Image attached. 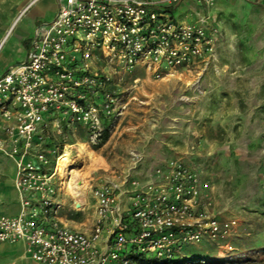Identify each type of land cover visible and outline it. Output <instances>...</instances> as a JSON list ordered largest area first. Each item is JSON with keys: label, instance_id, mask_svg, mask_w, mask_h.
I'll list each match as a JSON object with an SVG mask.
<instances>
[{"label": "built area", "instance_id": "built-area-1", "mask_svg": "<svg viewBox=\"0 0 264 264\" xmlns=\"http://www.w3.org/2000/svg\"><path fill=\"white\" fill-rule=\"evenodd\" d=\"M167 6L59 0L54 17L37 25L25 59L0 76V151L15 161L21 205L17 215L0 216V242L22 241L40 264H137L138 254L154 263L173 260L184 239L230 234L235 221H189L187 200L197 194L198 179L180 158L143 181L128 171L120 181L100 182L92 189L96 217L89 232L62 219L63 185L49 147L63 143L65 129L95 126L96 97L111 100L113 73L144 66L162 78L214 50L204 24L178 22Z\"/></svg>", "mask_w": 264, "mask_h": 264}, {"label": "rangeland", "instance_id": "rangeland-1", "mask_svg": "<svg viewBox=\"0 0 264 264\" xmlns=\"http://www.w3.org/2000/svg\"><path fill=\"white\" fill-rule=\"evenodd\" d=\"M182 1L162 3L178 7ZM23 2L16 0L17 10ZM188 3L191 7L175 11L174 19L204 24L214 45L212 54L162 78H155L144 66L113 73L107 85L111 100L96 97L95 126L81 123L65 129L60 135L63 143L49 147L56 168L67 153L71 168L83 169L87 176L79 203L57 169L64 186L61 214L90 229L95 218L92 189L100 182L120 181L128 171L143 181L171 159L180 158L198 179L197 194L187 200L193 213L189 221L197 224L214 218L235 224L225 238L205 234L199 240H182L173 261L264 264L263 28L239 10L241 14L231 13L222 27L218 0ZM52 9L50 1L48 11ZM24 26H32L29 14L8 35L7 48ZM2 57L3 51L0 63Z\"/></svg>", "mask_w": 264, "mask_h": 264}, {"label": "crops", "instance_id": "crops-1", "mask_svg": "<svg viewBox=\"0 0 264 264\" xmlns=\"http://www.w3.org/2000/svg\"><path fill=\"white\" fill-rule=\"evenodd\" d=\"M53 1V9L48 11L49 2ZM184 0L177 7L170 10V14L175 18V11L190 8L191 5ZM59 0H24L19 7L16 8V0H0V55L3 51V59L0 63V76L14 64L23 61L31 46V41L35 34V29L40 22L51 20L57 9ZM190 5V6H189ZM246 17H253L257 24L263 28L264 32V0H218L217 15L221 21L222 27L225 25L226 18L231 14H241ZM29 14L32 20V26H24L19 30L18 38L14 40L9 48L6 47V39L9 38L15 27ZM176 19V18H175ZM1 20H3L1 22ZM14 22V23H13ZM5 121L0 113V138H4ZM16 175L15 161L2 151H0V216L1 215H17L21 209L19 194L15 188L14 179ZM62 215V214H61ZM96 217V215L94 216ZM63 221L73 228L89 232L90 229L80 227V224H73L62 216ZM95 220V218H94ZM94 222L92 223L93 226ZM107 232H104L100 245H104ZM0 264H40L34 261L26 253L25 244L22 241L0 242Z\"/></svg>", "mask_w": 264, "mask_h": 264}, {"label": "bare ground", "instance_id": "bare-ground-1", "mask_svg": "<svg viewBox=\"0 0 264 264\" xmlns=\"http://www.w3.org/2000/svg\"><path fill=\"white\" fill-rule=\"evenodd\" d=\"M14 23V22H13ZM67 152V151H66ZM86 152V151H85ZM89 153V152H87ZM65 153L59 158L58 172L61 175L64 186L68 187L79 203H82L84 188L86 186V173L83 169H72V163ZM63 186V187H64ZM87 187V186H86Z\"/></svg>", "mask_w": 264, "mask_h": 264}, {"label": "trees", "instance_id": "trees-1", "mask_svg": "<svg viewBox=\"0 0 264 264\" xmlns=\"http://www.w3.org/2000/svg\"><path fill=\"white\" fill-rule=\"evenodd\" d=\"M173 7L167 6V10L170 11ZM135 260L137 264H143V263H154L153 259H147L143 255L138 254L135 257ZM165 264H177V262L173 260L166 261Z\"/></svg>", "mask_w": 264, "mask_h": 264}]
</instances>
